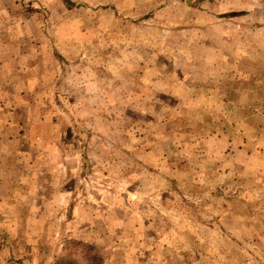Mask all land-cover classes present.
<instances>
[{
	"label": "rangeland",
	"instance_id": "374dc122",
	"mask_svg": "<svg viewBox=\"0 0 264 264\" xmlns=\"http://www.w3.org/2000/svg\"><path fill=\"white\" fill-rule=\"evenodd\" d=\"M0 264H264V0H0Z\"/></svg>",
	"mask_w": 264,
	"mask_h": 264
},
{
	"label": "trees",
	"instance_id": "16d2710c",
	"mask_svg": "<svg viewBox=\"0 0 264 264\" xmlns=\"http://www.w3.org/2000/svg\"><path fill=\"white\" fill-rule=\"evenodd\" d=\"M65 1H67V0H65Z\"/></svg>",
	"mask_w": 264,
	"mask_h": 264
}]
</instances>
